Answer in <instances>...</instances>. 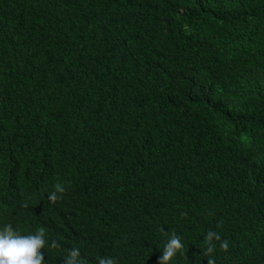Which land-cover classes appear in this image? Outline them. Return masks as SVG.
<instances>
[{
  "label": "trees",
  "instance_id": "1",
  "mask_svg": "<svg viewBox=\"0 0 264 264\" xmlns=\"http://www.w3.org/2000/svg\"><path fill=\"white\" fill-rule=\"evenodd\" d=\"M8 224L47 264H159L164 230L171 264H264V0H0Z\"/></svg>",
  "mask_w": 264,
  "mask_h": 264
},
{
  "label": "clouds",
  "instance_id": "2",
  "mask_svg": "<svg viewBox=\"0 0 264 264\" xmlns=\"http://www.w3.org/2000/svg\"><path fill=\"white\" fill-rule=\"evenodd\" d=\"M66 187L63 183H57L55 189L48 195L50 201H58L63 198ZM205 252L212 257L219 249L227 250L229 242L213 230H209L204 236ZM57 248L59 241L53 240L49 244L48 233L45 229H39L33 233L24 234L11 224L0 228V264H47L42 249ZM182 237L176 232L169 233L164 230L162 255L159 264H171L172 260L184 250ZM65 264H86V258L78 246L66 250L62 256ZM96 264H119L117 257L104 255L96 257ZM209 264L212 261L209 260Z\"/></svg>",
  "mask_w": 264,
  "mask_h": 264
}]
</instances>
